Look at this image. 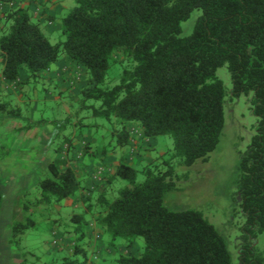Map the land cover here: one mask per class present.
Instances as JSON below:
<instances>
[{
    "label": "trees",
    "instance_id": "1",
    "mask_svg": "<svg viewBox=\"0 0 264 264\" xmlns=\"http://www.w3.org/2000/svg\"><path fill=\"white\" fill-rule=\"evenodd\" d=\"M20 1L0 0L10 7L0 27L4 80L18 82L22 72L27 81L36 79L68 57L87 73L78 112L88 111L90 117L111 125L116 139L112 150L131 146L134 129L143 140L169 135L173 141L172 148L160 155L161 163L143 167L141 182L133 165L120 162L105 177L111 187L120 179L127 184L116 196L111 187L110 192L91 196L68 161L93 153L89 145L76 150L70 134H61L67 148H55L64 157L47 163L51 177L40 181L39 200H61L81 192L84 211L74 216L72 252L42 264H88L89 249L81 243L91 222L113 248L120 244L117 240L130 246L143 238L141 253H118L116 264H264L257 245V237L264 234V0H75L60 18L64 38L56 43L48 40L32 12L17 4ZM194 10L201 13L192 33L182 36L181 24ZM117 53L123 59H116ZM114 65L122 70L113 84ZM223 66L231 76L230 94L251 93L256 117L255 133L240 156L235 181L244 219L238 263L232 262L219 231L199 212L164 205L165 194L176 189L180 178L173 163L191 166L206 160L219 141L227 91L216 72ZM0 108L6 110V104ZM73 125L77 129L83 123ZM55 127L54 135L59 136L63 123ZM109 151L101 149L103 155ZM35 224L27 217L14 224L12 234H23Z\"/></svg>",
    "mask_w": 264,
    "mask_h": 264
},
{
    "label": "rangeland",
    "instance_id": "2",
    "mask_svg": "<svg viewBox=\"0 0 264 264\" xmlns=\"http://www.w3.org/2000/svg\"><path fill=\"white\" fill-rule=\"evenodd\" d=\"M31 4L34 7L31 11L33 18L40 23L48 40L51 43L63 40L60 18L75 6V0H22L18 3L23 7ZM3 7L0 6V13L5 15L10 7L6 6L4 10ZM49 8H55L57 12L50 13ZM200 13L194 10L181 24L182 36L192 33ZM116 59H123V56L117 53ZM121 70L120 65L111 68L113 84L118 82ZM23 73L15 83L4 80L0 75V104H6V110L0 108V264H42L72 252L76 241L73 230L77 226L74 216L84 211L83 202L80 206L75 200L72 202L78 192L66 199L39 200L42 196L40 181L51 177L47 159L52 160L58 155L55 152L57 146L66 150V144L60 139L63 134H70L73 144L78 145L76 150L81 151L84 145H89L93 154L99 153L103 146L111 151L116 140L111 135V125L105 119L90 117L88 111L78 112L79 98L75 94L59 91L39 78L27 81ZM216 74L227 91L223 131L206 160L196 161L191 166L178 165L177 160L173 163L180 178L176 189L165 194L164 205L174 211L199 212L219 231L232 262L238 263L240 226L244 219L235 181L240 156L255 133L256 117L250 107L251 93L238 97L230 94L232 82L227 67H220ZM77 76L81 78L83 73L78 72ZM80 121L83 126L77 130L73 124ZM59 123H63V128L57 136L54 135L55 126ZM134 132L132 145L116 147V150L127 152V158L134 160L131 165L137 170V182H141L144 179L143 167L161 163L160 155L172 148L173 141L169 135L145 141L138 129ZM46 151L51 153L50 156ZM99 168L103 175L106 167ZM102 175L103 182H107ZM126 184L125 180H116L111 187L113 195L116 196L118 189ZM27 217L35 219L34 227H29L23 234L13 235L14 224L25 222ZM85 217L91 220L88 213ZM52 230H56V234L52 235ZM102 237L106 240L108 236L103 232ZM85 241L81 244L84 245ZM117 241L126 244L123 240ZM257 245L264 253V234L257 237ZM135 246L136 254L141 253L144 247L142 237L136 239Z\"/></svg>",
    "mask_w": 264,
    "mask_h": 264
},
{
    "label": "crops",
    "instance_id": "3",
    "mask_svg": "<svg viewBox=\"0 0 264 264\" xmlns=\"http://www.w3.org/2000/svg\"><path fill=\"white\" fill-rule=\"evenodd\" d=\"M0 6H4V10L6 9L7 5L0 4ZM27 8L32 11L34 8L33 4L28 5ZM48 12L54 13L57 11L55 8H49ZM1 15L2 14L0 13V20ZM78 72L81 74L83 73V76L81 78L77 76ZM23 74L25 75L24 78L26 79L27 75L25 73ZM37 78L43 81L46 80L47 84L58 88L59 91L68 92V94H75L76 98L78 99L80 90L86 85L87 73L86 69L83 66L76 64L75 62L71 61L68 57H61L57 62H55V65H53L50 69L39 73ZM152 139L154 138L146 139L145 141H151ZM46 153V155L49 156L51 154L48 151H46ZM57 154L58 155L55 158L64 157L62 153ZM126 154L127 152L119 153L116 149L107 152V154L105 155H103L101 151H99V153L89 154L88 156H85L81 161H76L73 157L68 161V165L73 168L76 172V175L81 178L83 191L87 192L88 195L93 196L100 193H104L105 190H108L107 192H110L111 190V184L107 183L106 181L103 182L101 177H96L97 172L100 169L99 167H106V170L102 175L103 177L105 176V174H107L106 176H109V174H112L114 172L116 166L120 162H124L129 165L134 162L131 157L127 158ZM50 160V158L47 159L48 162ZM104 178L107 179V177ZM74 200L76 201V204L78 206L82 204L81 192H78V196L76 198H73L72 202ZM92 226H94L93 222L88 225V230H86L84 234V239L86 240L85 244H87L86 247L87 249H89L88 264H116L115 259L118 253H128L127 251L129 250L131 251V254H136L138 252L135 244L127 246L126 244L122 243L118 244L117 248H113L112 246L107 244V240L103 239L102 231L99 228L97 229L95 226L92 228ZM68 240L69 239H66V241Z\"/></svg>",
    "mask_w": 264,
    "mask_h": 264
},
{
    "label": "built area",
    "instance_id": "4",
    "mask_svg": "<svg viewBox=\"0 0 264 264\" xmlns=\"http://www.w3.org/2000/svg\"><path fill=\"white\" fill-rule=\"evenodd\" d=\"M101 175H102V169L100 168L99 170H98V172H97V178H100L101 177Z\"/></svg>",
    "mask_w": 264,
    "mask_h": 264
}]
</instances>
